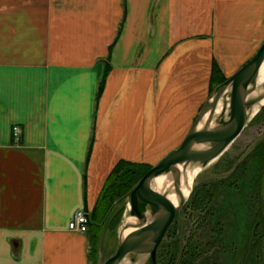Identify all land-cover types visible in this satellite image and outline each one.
<instances>
[{
    "label": "crops",
    "instance_id": "crops-1",
    "mask_svg": "<svg viewBox=\"0 0 264 264\" xmlns=\"http://www.w3.org/2000/svg\"><path fill=\"white\" fill-rule=\"evenodd\" d=\"M263 41L264 0H0V264H91L75 212L183 141L215 61L228 78Z\"/></svg>",
    "mask_w": 264,
    "mask_h": 264
},
{
    "label": "water",
    "instance_id": "water-1",
    "mask_svg": "<svg viewBox=\"0 0 264 264\" xmlns=\"http://www.w3.org/2000/svg\"><path fill=\"white\" fill-rule=\"evenodd\" d=\"M263 62L264 41L249 61L216 86L180 145L143 175L130 193V213L137 217L136 228L127 236H120L116 252L103 264H120L128 255L133 262L140 258L144 259L142 264H159V245L187 197L181 195L178 205L173 207L165 194L153 190V178L170 172L180 191L179 164L184 167L189 163L199 164L204 168L227 150L254 117V106L264 98V93L252 95ZM263 107L264 104L260 109Z\"/></svg>",
    "mask_w": 264,
    "mask_h": 264
},
{
    "label": "trees",
    "instance_id": "trees-1",
    "mask_svg": "<svg viewBox=\"0 0 264 264\" xmlns=\"http://www.w3.org/2000/svg\"><path fill=\"white\" fill-rule=\"evenodd\" d=\"M107 72L105 71L101 88L104 86ZM226 79L227 76L215 61L211 89L214 90ZM259 159L264 162V144L258 146L255 154L251 153L236 163L230 175L223 177L220 182L210 186L206 184L199 189L200 202L208 200L211 205H208V212L204 210L201 238L189 242L192 253L184 264H264V201L261 196L264 163L262 168L257 169L258 174H255V165ZM143 174L141 164L136 162L121 160L116 164L96 207L89 215L88 232H91V223L96 222V216L101 218L104 214L112 212V201L115 199L117 202H124L120 211L124 210L126 198L130 196ZM255 186V190L260 192L258 197L253 193ZM196 190L197 188L194 189L195 192ZM92 230L93 232L89 233L90 242L93 239L92 233L94 237L96 235L94 228ZM170 257V264H173L175 254ZM161 264H167L165 259Z\"/></svg>",
    "mask_w": 264,
    "mask_h": 264
},
{
    "label": "rangeland",
    "instance_id": "rangeland-1",
    "mask_svg": "<svg viewBox=\"0 0 264 264\" xmlns=\"http://www.w3.org/2000/svg\"><path fill=\"white\" fill-rule=\"evenodd\" d=\"M213 125H215V123ZM181 142L182 141L179 142L178 140H176L171 145L166 146L164 151H161L162 154H167L170 148L173 149L175 148L173 146H179ZM262 144H264V107L256 113V115L250 120L248 125L237 136V138L227 148V150L219 158L211 162L207 167L202 168L196 175L193 188L191 190V193L187 197V201L177 213L172 225L166 232L162 242L159 245V264L163 262V259H165V262L167 264H170V256L173 254H175V262L173 264L185 263L187 257L192 253L190 251L189 242L192 239L201 238V234L203 232L201 223L205 214L204 210L208 212V205H211V202H209L208 200L203 201L202 203L200 202V200L198 199L200 198L201 193L199 189H202V187L206 184L208 186L214 185V183L220 182V180H222V178L226 175H230L236 163L241 162L251 153L255 154V152L258 151V146ZM165 155L150 156V162H134H136L137 164H141V167L143 168L145 174ZM256 163L255 174L257 173V169L262 168L264 162L259 159ZM254 182L257 183L256 181ZM195 188H197L196 192L194 191ZM255 189L256 186L253 189V193L258 197V193L260 195V192ZM251 195H249V197ZM261 196L263 197L264 201V185L263 189L261 190ZM129 201L130 196L126 198L124 210L120 211L122 210V205L124 204V202H117V199H115L114 201H112V203H114L111 210L112 212L110 214H104L103 216H101V218L99 216H96V222L91 223L92 229L94 228V233H96L95 237L92 233L93 239L90 243L91 264H103L110 256H112L116 252L119 245L121 231L126 224L124 220L126 219V214L128 212L127 206ZM92 229L91 232H93ZM202 240L200 239V241ZM127 257L130 256L128 255Z\"/></svg>",
    "mask_w": 264,
    "mask_h": 264
},
{
    "label": "bare ground",
    "instance_id": "bare-ground-1",
    "mask_svg": "<svg viewBox=\"0 0 264 264\" xmlns=\"http://www.w3.org/2000/svg\"><path fill=\"white\" fill-rule=\"evenodd\" d=\"M257 89L255 92L252 93V95H259L261 93H264V62L261 65L258 81H257ZM264 104V98L259 101L254 106V112L253 116L256 115V113L260 110L261 106ZM222 103L219 105V111L221 109ZM207 117V116H206ZM205 117V119H206ZM204 123V120H203ZM203 123L200 127L203 126ZM204 147V146H202ZM179 169L181 172V181H180V191L177 190L176 182L174 180L172 173H163L152 180V188L157 193L165 194L167 199L171 202L173 207H176L180 201L181 195H184L185 197H188V195L191 193V190L193 188L194 179L196 175L199 173V171L202 169V166L199 164H192L189 163L186 167H184L183 164H179ZM128 212L126 214V219L124 220L125 223H130L132 226L130 227H123L121 231L122 237L127 236L130 232H132L136 227L134 224L137 223V217L135 215L130 214V204L128 203L127 206ZM125 216V215H124ZM144 259H137V261L133 262L130 257H125L120 264H142Z\"/></svg>",
    "mask_w": 264,
    "mask_h": 264
},
{
    "label": "built area",
    "instance_id": "built-area-1",
    "mask_svg": "<svg viewBox=\"0 0 264 264\" xmlns=\"http://www.w3.org/2000/svg\"><path fill=\"white\" fill-rule=\"evenodd\" d=\"M14 134L18 139L19 128L18 126L14 127ZM89 222V213L84 208L78 209L72 219L70 220L69 227L74 230L87 231Z\"/></svg>",
    "mask_w": 264,
    "mask_h": 264
}]
</instances>
